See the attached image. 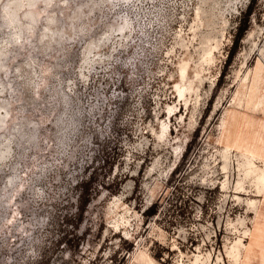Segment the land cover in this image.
I'll return each mask as SVG.
<instances>
[{"label": "rangeland", "instance_id": "1", "mask_svg": "<svg viewBox=\"0 0 264 264\" xmlns=\"http://www.w3.org/2000/svg\"><path fill=\"white\" fill-rule=\"evenodd\" d=\"M26 1L30 27L0 16V264H264V0L231 58L251 0Z\"/></svg>", "mask_w": 264, "mask_h": 264}, {"label": "bare ground", "instance_id": "2", "mask_svg": "<svg viewBox=\"0 0 264 264\" xmlns=\"http://www.w3.org/2000/svg\"><path fill=\"white\" fill-rule=\"evenodd\" d=\"M18 3V2H17ZM16 3V4H17ZM28 3V2H27ZM15 13V12H14ZM13 15V13H12ZM12 15H7V19H8V16H12ZM11 37L15 38V40L18 38L16 36V33H11ZM264 54V53H263ZM264 67V66H263ZM258 82H257V86L256 88L258 89V101L260 102L258 106H260L261 104L263 105V111H264V70H263V73L259 76L258 78ZM245 80H246V77H245ZM257 93V92H256ZM250 94V93H249ZM253 95V94H252ZM252 95L251 98H252ZM250 98V99H251ZM249 99V100H250ZM2 148V147H0ZM7 149V147H6ZM7 151V150H6ZM243 155V153H242ZM256 158L254 156H251V155H247V160L246 161V174L250 176V178L252 177V179H256L260 185L258 186L257 188V192L258 193H263L264 194V160H263V168H258L254 163L253 159ZM224 169V167H223ZM254 183V182H253ZM255 186V185H254ZM242 187V186H241ZM237 189V188H236ZM255 202V201H254ZM254 202H251L253 203L252 205H254ZM259 203V201H258ZM259 206V205H258ZM257 207V206H256ZM257 210V209H256ZM259 211V210H258ZM257 214V213H256ZM250 236V232L247 230V231H244L242 236ZM242 236H240L235 242H234V245L230 246V249H229V254L232 255L234 254L233 252H237L238 250H240L241 246H242ZM238 256V255H237ZM138 257H141V258H145L146 261H147V264H154V260L148 256L145 252H140L138 254ZM194 264V263H193Z\"/></svg>", "mask_w": 264, "mask_h": 264}, {"label": "water", "instance_id": "3", "mask_svg": "<svg viewBox=\"0 0 264 264\" xmlns=\"http://www.w3.org/2000/svg\"><path fill=\"white\" fill-rule=\"evenodd\" d=\"M14 1V0H8L4 5L3 7H1L0 9V16L3 17L4 19L7 18V15H12L15 14L17 16V18L13 17L12 16V19H9V25L11 24H17V23H21L22 25H25V26H31L32 25V21L30 18H27L26 15H23L20 11L21 9H24V6H27L28 5V1L26 0H20V2H18L16 5L14 4V6H12L10 3ZM17 11V12H15ZM15 12V13H14ZM20 12V14H19ZM14 26V25H13ZM13 28V27H12ZM47 31H49L48 29H46ZM45 33L48 35V32L45 31ZM44 34V33H42ZM41 34V35H42ZM10 40V39H8ZM11 42H14L15 41V38H11L10 40ZM97 46V42H92L91 44H88L85 49L87 50V52H90L92 48L96 47ZM6 147H2L0 148V159L4 158L7 154V151H6Z\"/></svg>", "mask_w": 264, "mask_h": 264}, {"label": "trees", "instance_id": "4", "mask_svg": "<svg viewBox=\"0 0 264 264\" xmlns=\"http://www.w3.org/2000/svg\"><path fill=\"white\" fill-rule=\"evenodd\" d=\"M254 3H255V0L250 1L247 9L245 10V12L243 14L241 21L238 24L237 31L235 34V39H234L235 42L233 43L232 47L229 50V54H228L229 58H231L232 55L234 54V51H235L236 46H237V42L240 39V37L242 36L245 28L247 27V20H248V17L250 15L251 11L253 10Z\"/></svg>", "mask_w": 264, "mask_h": 264}, {"label": "crops", "instance_id": "5", "mask_svg": "<svg viewBox=\"0 0 264 264\" xmlns=\"http://www.w3.org/2000/svg\"><path fill=\"white\" fill-rule=\"evenodd\" d=\"M248 155L254 156V157H256V158L259 157V156H256V155H254V154H251V153H248ZM263 160H264V158H263Z\"/></svg>", "mask_w": 264, "mask_h": 264}]
</instances>
